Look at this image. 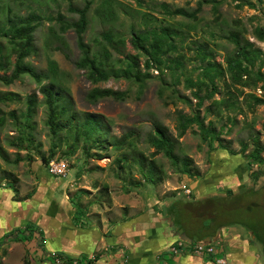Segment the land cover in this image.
Here are the masks:
<instances>
[{
  "label": "rangeland",
  "instance_id": "1",
  "mask_svg": "<svg viewBox=\"0 0 264 264\" xmlns=\"http://www.w3.org/2000/svg\"><path fill=\"white\" fill-rule=\"evenodd\" d=\"M210 1L0 0V28L8 26V16L12 21L30 14L40 17L33 34V53L25 63L38 73L49 74L50 61L57 69L55 75L49 74L40 84L27 75L9 86L0 82V184H11L23 194L21 198H26L25 194L34 192L44 176L48 180L45 185H56L57 192L68 197L69 204L80 216L86 217L93 210L111 209L115 215L126 212L130 205L138 204L146 189L174 193L181 185L183 175L148 143L152 126L157 123L168 129L174 154L180 160H191L195 176H187L189 179L202 178L209 170L211 159L217 157L223 161L229 157L224 160L244 161L251 180L257 176L252 188L261 189L264 153L262 164L250 166L245 156L252 150V138L257 137L259 144H264V106H255L252 97L264 100V83L234 87L225 73V60L235 52L227 39L231 32L240 33L264 55V37L259 40L255 34L256 29L264 34V0H216L217 13L212 11ZM85 3L90 4V9L83 37L93 51L99 48L93 40L102 32L110 31L123 40L119 51L111 50V66L105 69L108 80L98 83L88 80L87 70L75 65L82 54L74 29L62 33L55 20L60 14L68 24L76 21L77 15L68 12V6L82 8ZM178 9L188 14L196 11L195 18L169 14ZM161 28H169L175 34L176 49L168 55L167 67L149 70L146 75L145 58L133 49L131 37L153 30L160 32ZM263 55L255 61L253 69L259 68L264 74ZM126 56H138L141 91L133 77L119 73L126 69ZM14 61L15 53L7 38L0 36V64L3 65L0 77L10 76ZM213 64L218 67L205 74L203 70ZM188 81L201 82V85L198 83L200 97L211 91L212 85L216 93L197 109L193 96L197 87H190ZM48 86L61 97L56 104V112L60 114L56 132L47 124L48 109L40 93V88ZM94 89L120 92L124 99L92 102L88 94ZM28 98H34L35 105L31 117L26 119L23 116ZM222 100L233 106L212 103ZM11 113L14 117L9 116ZM179 114H198L204 119L205 127L211 122V128L220 132L219 142L211 145L202 142L196 126L179 138L176 122ZM86 120L91 129L88 137L83 135ZM120 140H124L122 145L117 143ZM242 145L247 146L244 155L240 154ZM52 150L54 157L49 163L63 162L65 171L61 175L52 174L49 163L43 165L40 161ZM17 158L21 161L14 163ZM151 162L158 171H152ZM149 173L155 175V185L145 182L144 176ZM8 248L5 246L0 252V264L27 263L29 244L23 245L24 253L20 250L19 255H11Z\"/></svg>",
  "mask_w": 264,
  "mask_h": 264
},
{
  "label": "crops",
  "instance_id": "2",
  "mask_svg": "<svg viewBox=\"0 0 264 264\" xmlns=\"http://www.w3.org/2000/svg\"><path fill=\"white\" fill-rule=\"evenodd\" d=\"M225 158L211 159L202 178L183 175L174 193L144 190L137 205L116 215L111 209L78 215L56 185H45L44 176L26 198L11 184H0V252L9 246L11 255H19L29 244L26 264H54L49 254L90 264H217L214 256L191 252L197 243L211 240L205 244L212 245L225 264H264V246L248 227L228 224L198 238L179 217V203L259 190L252 188L244 161ZM184 186L190 196L180 191ZM178 242L183 246L173 252Z\"/></svg>",
  "mask_w": 264,
  "mask_h": 264
},
{
  "label": "trees",
  "instance_id": "3",
  "mask_svg": "<svg viewBox=\"0 0 264 264\" xmlns=\"http://www.w3.org/2000/svg\"><path fill=\"white\" fill-rule=\"evenodd\" d=\"M210 2L213 4L212 11L217 13V1L211 0ZM251 7L253 6L251 5ZM89 9V3H85L82 8L74 7L70 4L68 6V12L77 15V20L68 24L60 14L57 15L55 20L59 24V31L62 33L70 28L74 29L77 47L82 54L80 60L76 62L75 65L78 69L87 70L86 75L88 80L93 83H98L108 80L109 75L105 69L111 66V50L115 52L119 51L118 46L123 44V40L122 38L115 37L110 31L102 32L93 40L94 44L99 47L97 51H93L92 48L84 42L83 37L89 24ZM195 13L196 11L188 14L182 9H178L169 14L194 19ZM39 22L40 17L35 14H30L25 18H17L16 21H12L8 16V26L0 28V36L7 38V42L15 53V61L10 76L0 77V82L5 86L11 85L24 75L29 76L37 84H40L44 79H48L49 74L55 75L57 69L56 64L53 61L48 63L49 74L38 73L30 65L25 63V59L33 53V34L37 29ZM238 23L240 24V22ZM255 34L259 40H262L264 37L263 32L259 29L255 30ZM174 36L175 34L172 33L169 28H161L160 32L153 30L152 32L132 35L131 45L133 49L138 51V56H143L145 58L143 68L146 75H148L149 70L158 71L163 69L162 66L167 67V63L170 61L168 55L176 49L173 44ZM227 39L235 48V52L225 60V73L228 75L231 84L234 85V87L236 85L250 87L259 82L264 83V74L259 68L256 71L253 69L255 61L259 59V56L263 55L262 51L254 48V45L244 39L240 33L231 32ZM138 56H126V69L119 73L133 77L139 84V91H141L142 80L140 77L142 74L139 70ZM216 67L218 66L213 64L206 67L203 71L207 74V71ZM0 68H3V65L0 64ZM198 83L201 85V82L199 81H197V83L188 81L190 87H197V91L193 93L194 98L197 100L195 104V108L197 109L201 108L204 101L210 100L216 93V89L212 85L211 91L205 92V95L200 97L199 92L201 91V86H199ZM203 83H205L204 80L202 81V84ZM210 83H213V80H210ZM40 93L43 96V102L48 109L47 124L53 132H56L60 127L58 121L60 119V114L56 112V104L61 101V97L53 93L52 86L40 88ZM252 97L255 106H264L263 99L256 98L255 96ZM105 98L123 100L124 94L107 89H94L88 94V99L92 102ZM212 103H223L227 108L233 106L232 103L224 100L221 102L212 101ZM34 105V98H28L26 113L23 117L26 119L31 117ZM9 116L14 117V114L11 113ZM176 122L179 138L183 137L190 127L196 126L202 142L207 143L208 145L219 142L220 132H216L211 128V122L205 127L204 119L200 118L198 114H194L193 116L179 114L176 118ZM84 123L85 128L83 130L84 133H82L84 136L88 137V134L91 131L90 122L86 120ZM152 129V134L148 137V143L154 149V152L163 153V155L170 161L171 165L179 170L181 175L189 177L195 176V173L191 170V160L189 158L180 160L174 154V146L168 135V129L157 123L153 124ZM117 143L122 145L124 140H120ZM250 143L252 144V150L247 156H245L249 166L251 163L262 164L263 160L261 154L264 153V144L260 145L257 137L252 138ZM17 147L21 148L20 145ZM246 149L247 146L242 145L240 154L244 155ZM73 152L74 150L71 151V153ZM53 157L54 151L52 150L47 157L42 156L40 161L43 165H47ZM20 161L21 159L17 158L14 163H19ZM150 165L152 171H158L154 162H151ZM154 178H156L155 175L150 173L144 176L145 182L153 185L156 184ZM256 180L257 176L252 181L255 182ZM178 210L182 224L186 222L190 234H193L198 238H205V236H207L206 233L212 228L217 229L228 224L236 223L248 227L264 246V186L257 192L245 190L242 193L228 197L207 198L199 201L179 203ZM240 214H242V217ZM67 261L70 263L69 260ZM88 264L90 263L88 262Z\"/></svg>",
  "mask_w": 264,
  "mask_h": 264
},
{
  "label": "built area",
  "instance_id": "4",
  "mask_svg": "<svg viewBox=\"0 0 264 264\" xmlns=\"http://www.w3.org/2000/svg\"><path fill=\"white\" fill-rule=\"evenodd\" d=\"M62 163L55 164L53 161H51L49 163V166H50L49 167V171L52 174H54V175L63 174L65 169H64V165ZM180 191L183 192V194L186 195V196H190V194H191V191L185 186L182 187L180 189ZM182 244L183 243H181V242L176 243V245L173 247L172 251L175 252V250L181 248L183 246ZM191 252L194 253L197 256L202 257V258L209 257V256H214L215 263H217V264H225V261L221 257H219L218 255H215L216 254V250H215V248L212 245H207V244H205L203 242H200V243H197L196 245H194L191 248ZM49 256L51 258H53V263L54 264H66L68 262L65 258H60V257H58L56 255H53V254H49ZM70 262H71V264H88V261L79 260V259H75V260H72Z\"/></svg>",
  "mask_w": 264,
  "mask_h": 264
},
{
  "label": "water",
  "instance_id": "5",
  "mask_svg": "<svg viewBox=\"0 0 264 264\" xmlns=\"http://www.w3.org/2000/svg\"><path fill=\"white\" fill-rule=\"evenodd\" d=\"M210 242H211V240L204 241V243H210Z\"/></svg>",
  "mask_w": 264,
  "mask_h": 264
}]
</instances>
